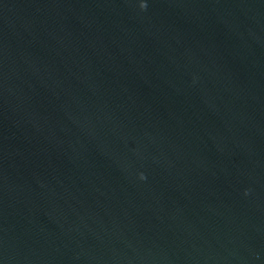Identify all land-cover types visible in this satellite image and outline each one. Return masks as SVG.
<instances>
[{
	"label": "water",
	"instance_id": "water-1",
	"mask_svg": "<svg viewBox=\"0 0 264 264\" xmlns=\"http://www.w3.org/2000/svg\"><path fill=\"white\" fill-rule=\"evenodd\" d=\"M0 264H264V0H0Z\"/></svg>",
	"mask_w": 264,
	"mask_h": 264
},
{
	"label": "clouds",
	"instance_id": "clouds-1",
	"mask_svg": "<svg viewBox=\"0 0 264 264\" xmlns=\"http://www.w3.org/2000/svg\"><path fill=\"white\" fill-rule=\"evenodd\" d=\"M141 7L142 8H145L146 7V4H144L143 2L141 3Z\"/></svg>",
	"mask_w": 264,
	"mask_h": 264
}]
</instances>
